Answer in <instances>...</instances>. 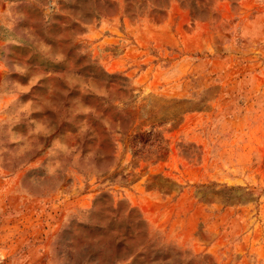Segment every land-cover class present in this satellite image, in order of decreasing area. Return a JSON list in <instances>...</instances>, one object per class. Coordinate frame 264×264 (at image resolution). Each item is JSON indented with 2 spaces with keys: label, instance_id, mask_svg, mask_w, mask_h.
<instances>
[{
  "label": "rangeland",
  "instance_id": "obj_1",
  "mask_svg": "<svg viewBox=\"0 0 264 264\" xmlns=\"http://www.w3.org/2000/svg\"><path fill=\"white\" fill-rule=\"evenodd\" d=\"M118 1L0 0V264H264V0Z\"/></svg>",
  "mask_w": 264,
  "mask_h": 264
},
{
  "label": "trees",
  "instance_id": "obj_2",
  "mask_svg": "<svg viewBox=\"0 0 264 264\" xmlns=\"http://www.w3.org/2000/svg\"><path fill=\"white\" fill-rule=\"evenodd\" d=\"M169 0H121V9L129 17L139 15L146 9L151 12L162 13ZM191 13L194 15L199 8L194 0H189ZM73 8L80 11V15L85 19L98 18L104 15H111L118 11V0H77L73 3ZM116 210L108 215L107 223L103 228V233L109 230L112 217L115 216ZM131 211L127 210L124 218L121 220L120 231L113 232L108 239L107 247L109 252L112 251L113 257L118 258L124 254L123 258L131 257L129 264H149L156 262V259L162 261L161 264H212L209 261L197 262L191 257L182 255L178 251H169L161 253L158 250H150V244L145 243V231L142 227V221L138 218H131ZM128 240V241H127ZM142 244V245H141ZM141 246L139 249H137ZM149 249V250H148Z\"/></svg>",
  "mask_w": 264,
  "mask_h": 264
}]
</instances>
